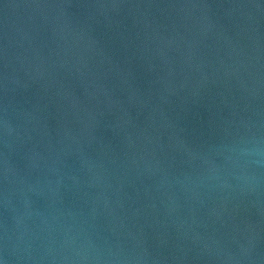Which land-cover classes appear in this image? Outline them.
Returning a JSON list of instances; mask_svg holds the SVG:
<instances>
[{
    "label": "water",
    "instance_id": "1",
    "mask_svg": "<svg viewBox=\"0 0 264 264\" xmlns=\"http://www.w3.org/2000/svg\"><path fill=\"white\" fill-rule=\"evenodd\" d=\"M0 264H264V0H0Z\"/></svg>",
    "mask_w": 264,
    "mask_h": 264
}]
</instances>
